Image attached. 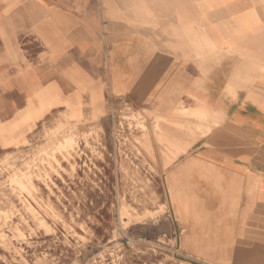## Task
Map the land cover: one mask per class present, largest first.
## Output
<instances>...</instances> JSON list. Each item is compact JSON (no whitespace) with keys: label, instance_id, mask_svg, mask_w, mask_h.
I'll list each match as a JSON object with an SVG mask.
<instances>
[{"label":"crops","instance_id":"obj_1","mask_svg":"<svg viewBox=\"0 0 264 264\" xmlns=\"http://www.w3.org/2000/svg\"><path fill=\"white\" fill-rule=\"evenodd\" d=\"M26 1L0 0V145L130 102L181 180L179 264H264V0Z\"/></svg>","mask_w":264,"mask_h":264},{"label":"rangeland","instance_id":"obj_2","mask_svg":"<svg viewBox=\"0 0 264 264\" xmlns=\"http://www.w3.org/2000/svg\"><path fill=\"white\" fill-rule=\"evenodd\" d=\"M159 129L128 102L0 145V264H179L181 180L151 161Z\"/></svg>","mask_w":264,"mask_h":264},{"label":"bare ground","instance_id":"obj_3","mask_svg":"<svg viewBox=\"0 0 264 264\" xmlns=\"http://www.w3.org/2000/svg\"><path fill=\"white\" fill-rule=\"evenodd\" d=\"M61 16V15H60ZM164 184V183H163ZM166 191V190H165Z\"/></svg>","mask_w":264,"mask_h":264}]
</instances>
